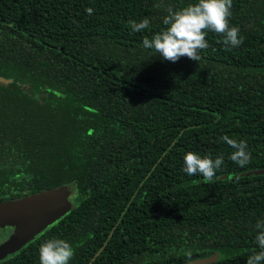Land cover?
Returning a JSON list of instances; mask_svg holds the SVG:
<instances>
[{"label": "trees", "instance_id": "16d2710c", "mask_svg": "<svg viewBox=\"0 0 264 264\" xmlns=\"http://www.w3.org/2000/svg\"><path fill=\"white\" fill-rule=\"evenodd\" d=\"M0 76V201L73 188L0 264H264V0H0Z\"/></svg>", "mask_w": 264, "mask_h": 264}, {"label": "water", "instance_id": "95a60500", "mask_svg": "<svg viewBox=\"0 0 264 264\" xmlns=\"http://www.w3.org/2000/svg\"><path fill=\"white\" fill-rule=\"evenodd\" d=\"M11 78L0 76V82L8 84ZM264 168L245 174H263ZM73 188L61 185L16 199L0 201V228L12 227L6 240L0 243V261L21 249L36 235L70 211V196ZM218 254L196 258L182 264H209L217 260Z\"/></svg>", "mask_w": 264, "mask_h": 264}, {"label": "flooded vegetation", "instance_id": "af4514ba", "mask_svg": "<svg viewBox=\"0 0 264 264\" xmlns=\"http://www.w3.org/2000/svg\"><path fill=\"white\" fill-rule=\"evenodd\" d=\"M8 230H9V232H8L7 234L5 233L6 236H4V239H3L2 241H0V243L3 242L4 240H6V239L8 238V236L11 234V232H12V227H10V229H8ZM19 250H20V249H19ZM19 250H18V251H19ZM16 252H17V251H16ZM13 254H14V253H13ZM11 255H12V254L8 255V256L5 257V258L10 257ZM5 258H4V259H5ZM2 260H3V259H2ZM2 260H1V261H2Z\"/></svg>", "mask_w": 264, "mask_h": 264}, {"label": "rangeland", "instance_id": "374dc122", "mask_svg": "<svg viewBox=\"0 0 264 264\" xmlns=\"http://www.w3.org/2000/svg\"><path fill=\"white\" fill-rule=\"evenodd\" d=\"M5 234V229H2V236H4Z\"/></svg>", "mask_w": 264, "mask_h": 264}]
</instances>
